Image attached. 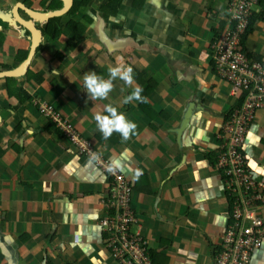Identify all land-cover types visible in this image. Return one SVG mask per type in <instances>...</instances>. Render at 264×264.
Returning a JSON list of instances; mask_svg holds the SVG:
<instances>
[{
    "label": "crops",
    "instance_id": "1",
    "mask_svg": "<svg viewBox=\"0 0 264 264\" xmlns=\"http://www.w3.org/2000/svg\"><path fill=\"white\" fill-rule=\"evenodd\" d=\"M142 1L137 9L126 0L105 20L99 8L109 0H92L76 16L56 17L63 28L56 41L44 34L50 19L35 23L43 35L27 69L41 82L28 70L9 77L14 81L0 78V264H119L104 247L100 225L109 177L40 114L37 101L62 114L132 183L133 231L146 240L155 264H211L230 224L213 165L215 133L240 103L215 76L210 58L228 0ZM18 4L40 13L64 6L62 0H0V72L19 67L31 46L28 30L7 21L16 20ZM259 11L264 0L253 10ZM16 14L29 19L20 9ZM71 20L86 27L81 36L67 27ZM242 46L247 56L264 59V22L255 23ZM117 61L134 69L148 103L122 104L132 89L119 79L107 100L89 99L83 75L95 71L107 79ZM8 82L16 95L8 94ZM109 103L138 125L127 142L118 133L105 140L96 128L94 114ZM243 150L254 178L264 180V109L256 112ZM251 264H264V242Z\"/></svg>",
    "mask_w": 264,
    "mask_h": 264
},
{
    "label": "built area",
    "instance_id": "2",
    "mask_svg": "<svg viewBox=\"0 0 264 264\" xmlns=\"http://www.w3.org/2000/svg\"><path fill=\"white\" fill-rule=\"evenodd\" d=\"M258 3L259 0H228L224 27L209 45L215 76L226 82L233 94L245 93L215 133L213 165L229 204L230 224L226 225L217 250L213 249L211 264H251L253 254L264 242V180L254 178L243 150L256 112L264 109V59L249 58L241 46L248 19ZM35 106L81 154L95 159L98 154L90 140L62 114L46 102L37 101ZM95 161L111 182L103 201L106 215L100 224L106 251L119 264H155L148 243L133 231L138 220L132 207V183L110 160L99 157Z\"/></svg>",
    "mask_w": 264,
    "mask_h": 264
},
{
    "label": "clouds",
    "instance_id": "3",
    "mask_svg": "<svg viewBox=\"0 0 264 264\" xmlns=\"http://www.w3.org/2000/svg\"><path fill=\"white\" fill-rule=\"evenodd\" d=\"M117 79L132 89L130 94L123 98L121 101L122 104L128 105L133 102L148 103V98L142 95L144 91L143 88L135 81L134 69L119 61H117L116 66L108 67L107 79L98 75L95 71L85 73L83 75V87L89 99L104 101L108 99L110 93L114 90V81ZM93 119L97 130L102 134L105 140L111 138L114 133H118L122 142H127L134 135L138 134V125L129 120L123 112H120L118 108L111 103L104 105L103 112L95 113ZM94 158L99 159V156L95 155Z\"/></svg>",
    "mask_w": 264,
    "mask_h": 264
},
{
    "label": "trees",
    "instance_id": "4",
    "mask_svg": "<svg viewBox=\"0 0 264 264\" xmlns=\"http://www.w3.org/2000/svg\"><path fill=\"white\" fill-rule=\"evenodd\" d=\"M92 0H81V1H74V6L72 7V9L69 12V15L71 16H76L78 15L79 11L81 8L86 7ZM126 0H109L108 3L103 4L100 6L99 10L104 14V19L105 20H109L110 17L112 16H117V14L119 13L122 4L125 2ZM260 3H258V7H262L263 5V0H259ZM144 5V1L142 0H134V6L137 9H141ZM258 22H264V11H259L257 13L252 12L249 19H248V24H247V28L241 38V46H242V41L245 40V37L249 34V32L252 30L253 26L255 25V23ZM67 27L72 31L77 33V35L81 36V34L84 33L86 27L81 25L80 23L76 22L75 20H71ZM62 27H61V19L60 18H52L49 20L48 26L44 31V34L46 37H48V39H51L53 41L58 40L61 35H62ZM71 44H69L70 46ZM243 48V46H242ZM27 55V51L25 53V56ZM24 56V57H25ZM249 58H251L250 56H248ZM253 59L255 60H259L261 58H257L254 57ZM211 64H212V68H213V62L211 60ZM27 74L30 78H36V81L41 82L40 76L38 74H34L31 71H27ZM7 81H14L12 78H7ZM9 83V82H8ZM8 89L11 90V86L10 83L8 84ZM21 92V91H20ZM23 92V91H22ZM9 95H16L14 93V91H10V93H8ZM24 94L25 98H28L29 96H27L24 92L21 93ZM245 93H241L240 96V101L242 100V98L244 97ZM17 98L20 99V95H17ZM232 110V109H231ZM230 110V111H231ZM229 111V113H230ZM228 113V114H229ZM59 130V129H58ZM61 131V130H60ZM62 132V131H61ZM59 133V132H58ZM63 133V132H62ZM61 134V133H60ZM63 135V134H61ZM65 136V135H63ZM217 250V247L215 248L214 251ZM154 261V260H153ZM155 262V261H154Z\"/></svg>",
    "mask_w": 264,
    "mask_h": 264
},
{
    "label": "water",
    "instance_id": "5",
    "mask_svg": "<svg viewBox=\"0 0 264 264\" xmlns=\"http://www.w3.org/2000/svg\"><path fill=\"white\" fill-rule=\"evenodd\" d=\"M64 2V6L62 9H50L44 13L36 12L32 9H29L25 7L23 4H18L20 5V8H17V6L13 9L12 11V18H15L16 20H7L8 22H13L14 24H20L22 27L26 28L28 32L31 34V46L29 49V53L27 58L21 63V65L13 70L10 71H3L0 72V78H9V77H18L23 74L22 71H27V66L30 63L31 59L33 56L36 54L37 48L40 43V37L43 35L42 31L35 26L34 24H41L44 25L47 23L49 19L56 18V17H61L70 12L72 7L74 6V0H62ZM20 9L23 11L27 16L28 20L22 19L17 13V10ZM0 18L5 21L3 16H0ZM108 42V41H107ZM191 107H188V109L185 111L183 120L181 122V125L179 126L178 132H181L186 126L188 122V118L191 114ZM1 121V117H0Z\"/></svg>",
    "mask_w": 264,
    "mask_h": 264
},
{
    "label": "rangeland",
    "instance_id": "6",
    "mask_svg": "<svg viewBox=\"0 0 264 264\" xmlns=\"http://www.w3.org/2000/svg\"><path fill=\"white\" fill-rule=\"evenodd\" d=\"M84 20L87 21V22H89L88 19H84ZM2 113H3V115H5V112L4 111H2Z\"/></svg>",
    "mask_w": 264,
    "mask_h": 264
},
{
    "label": "flooded vegetation",
    "instance_id": "7",
    "mask_svg": "<svg viewBox=\"0 0 264 264\" xmlns=\"http://www.w3.org/2000/svg\"><path fill=\"white\" fill-rule=\"evenodd\" d=\"M39 47V46H38ZM38 49V48H37Z\"/></svg>",
    "mask_w": 264,
    "mask_h": 264
}]
</instances>
